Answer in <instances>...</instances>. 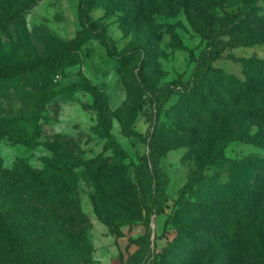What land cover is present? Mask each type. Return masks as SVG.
<instances>
[{
  "label": "rangeland",
  "instance_id": "rangeland-1",
  "mask_svg": "<svg viewBox=\"0 0 264 264\" xmlns=\"http://www.w3.org/2000/svg\"><path fill=\"white\" fill-rule=\"evenodd\" d=\"M80 2L0 0V66L61 60L0 79L1 208L68 264H264V142L224 146L234 123L264 124L234 118L264 62V0H91L116 58L94 32L67 51Z\"/></svg>",
  "mask_w": 264,
  "mask_h": 264
},
{
  "label": "trees",
  "instance_id": "trees-1",
  "mask_svg": "<svg viewBox=\"0 0 264 264\" xmlns=\"http://www.w3.org/2000/svg\"><path fill=\"white\" fill-rule=\"evenodd\" d=\"M91 0H81L79 5V18L82 22L83 30L77 37L68 43L67 51L74 52L81 46L82 41L91 33H96L101 43L106 48L108 55L111 58H116L113 42L109 38L106 30L100 25L92 21L90 17ZM242 18L249 19L247 13L242 15ZM240 22V19L229 21L223 26H219L216 31L209 37L206 49L202 52L199 60V66L195 70L194 77L199 82H203L210 70L211 64L217 60L220 52L222 41L219 37L231 34L233 28ZM256 70L248 73L247 82L245 83L246 92L248 93L250 109L242 112L237 111L234 118L239 119H255L261 114H264V62L255 60ZM205 64H209L206 66ZM61 60L58 58H50L44 61L24 64L18 67L0 66V79L12 80L16 77L29 76L36 73H41L46 70L55 72L59 70ZM253 127H238L237 123L228 130L229 139L224 142V146L230 141H245L252 144H262L264 142V124L258 126L257 130L253 131ZM264 164V160L260 162ZM260 164V166H261ZM62 172H71L72 167H60ZM8 174V173H6ZM6 174L0 176V181L6 179ZM1 175V173H0ZM10 183V182H8ZM7 183V184H8ZM5 187V186H4ZM151 197L154 200V206L149 209V215L153 212H161L167 203V196L161 187H156L151 192ZM36 233L31 231L25 232L23 223H16L15 216L12 211H5L0 206V264H68L65 260L68 256L58 255L55 257L53 253H48L46 250H41L40 244L36 242ZM65 262V263H64Z\"/></svg>",
  "mask_w": 264,
  "mask_h": 264
}]
</instances>
